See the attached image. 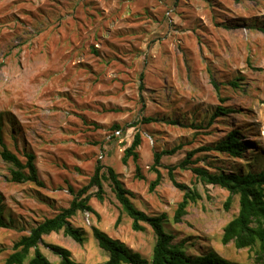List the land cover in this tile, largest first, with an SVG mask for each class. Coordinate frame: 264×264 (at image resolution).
Wrapping results in <instances>:
<instances>
[{"label":"rangeland","instance_id":"374dc122","mask_svg":"<svg viewBox=\"0 0 264 264\" xmlns=\"http://www.w3.org/2000/svg\"><path fill=\"white\" fill-rule=\"evenodd\" d=\"M263 28L264 0H0V204L7 223L0 225V264L31 227L70 205V187L88 184L98 164L114 168L138 208L166 215L165 230L186 253L213 251L264 264L258 244L237 248L221 241L224 225L238 213V195L226 209L227 189L179 166L188 151L213 145L235 128L253 145L242 158L198 151L195 165L264 169ZM219 97L234 112L205 127ZM137 132L138 160L124 162ZM179 145L162 156L160 184L150 191L155 153ZM4 146L23 162L33 152L43 185L12 181L15 167L2 157ZM170 167L178 182L201 195L179 222L173 216L185 190L171 181ZM103 188V200L96 186L88 190L95 213L72 218L86 232L83 244L63 231L43 235L39 247L49 260L60 262L49 246L57 244L77 262L103 264L109 255L92 226L151 258L152 227L144 222L143 231L133 230L109 180Z\"/></svg>","mask_w":264,"mask_h":264},{"label":"trees","instance_id":"16d2710c","mask_svg":"<svg viewBox=\"0 0 264 264\" xmlns=\"http://www.w3.org/2000/svg\"><path fill=\"white\" fill-rule=\"evenodd\" d=\"M264 31V28H263ZM212 83L220 95L219 84L212 79ZM231 84L238 88L239 82L231 81ZM221 104L217 105L210 115L207 126H210L217 117L226 116L234 112V109L223 105L225 98L219 97ZM170 123L177 124V120H171ZM195 128H202L201 125L191 124ZM115 128H119L118 125ZM0 139L2 136L0 135ZM141 134L135 133L131 144L125 148L123 161L127 162L130 157L137 162L139 154L137 147L141 144ZM252 143L242 138L238 129L229 130L226 135L213 145H204L188 151L186 157L179 163L182 168H190L199 179L206 183L219 185L229 191V195L225 201V208L229 209L234 195L239 197L238 213L231 218L223 227V235L221 241L228 244L233 241L237 248H252L259 245L261 251H264V169L253 171L247 170L243 172H227L225 170L211 171L207 167L195 165L196 161L192 159L193 155L198 151L215 150L226 153L234 158H242L245 153L252 148ZM180 148V145L171 149H164L156 152L151 170L157 175L150 183L149 190L153 191L161 181V173L158 166L161 165V158L164 154H173ZM2 157L12 163L15 169L11 170V180L15 182L31 181L39 185L43 182L39 178L36 166V155L33 152L26 153V161L23 162L15 153L11 152L4 146L1 151ZM190 164V166H189ZM98 164L94 174L91 176L88 184L78 191H74L73 199L68 207L62 208L52 217L45 218L37 225L31 227L29 233L24 234L13 245V251L6 257L3 264H57L48 259L41 251L39 243L43 240V235L51 232L63 231L65 235L70 236L76 242L83 244L87 240L86 232L81 227L73 224L72 218L79 211H88L95 213L96 211L89 203L91 193L88 190L92 186H96V196L99 200H103V180H109L112 190L122 209L132 219V229L135 231H143L145 226L143 223L149 224L156 235L153 246V252L150 259L144 257L141 253L131 249L123 241L110 236L97 226H92V233L97 239L99 246L108 252V259L103 264H248L244 262H236L229 260L222 255L210 251L199 255H191L186 253L182 244L174 243V235L167 232L164 228V220L166 215H149L144 210L138 208L132 201L133 192L126 188L118 173L112 166L105 167ZM27 170V171H26ZM174 167L169 168V176L173 184L185 190L181 201L178 202L173 219L175 222L181 221L182 217L187 213V208L191 202H196L201 198L200 193L195 190H187L186 185L178 182L173 173ZM138 177H143L140 173V166L136 165ZM121 221L119 216L116 224ZM0 225L7 226L2 213L0 204ZM52 251L60 257L58 264H84L77 262L72 258L71 251L57 244L49 245ZM33 250V254L31 251Z\"/></svg>","mask_w":264,"mask_h":264},{"label":"built area","instance_id":"2783aa9c","mask_svg":"<svg viewBox=\"0 0 264 264\" xmlns=\"http://www.w3.org/2000/svg\"><path fill=\"white\" fill-rule=\"evenodd\" d=\"M121 134V130L120 129H117L115 132H114V135L115 136H119ZM86 213H87V215L89 216V212L88 211H86Z\"/></svg>","mask_w":264,"mask_h":264}]
</instances>
